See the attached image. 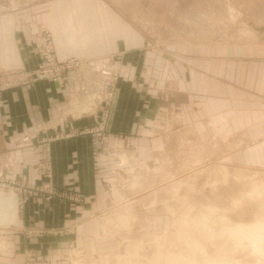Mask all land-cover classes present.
I'll return each instance as SVG.
<instances>
[{"label": "crops", "instance_id": "crops-1", "mask_svg": "<svg viewBox=\"0 0 264 264\" xmlns=\"http://www.w3.org/2000/svg\"><path fill=\"white\" fill-rule=\"evenodd\" d=\"M16 1L0 0V75L37 68L42 61L43 34L52 41L57 59H77L80 65L66 73L62 85L44 80L0 91V170L8 179L24 184L50 183L62 194L48 202L27 198L20 205L16 195L0 191V264H62L66 254L77 251L79 257L73 264L80 258L87 264H101L83 254H100L96 240L116 234L112 226L105 231V219L112 216L118 222L115 209L127 204L133 208L132 216L137 200L131 197L152 191L155 182L148 156L142 159L138 173L133 167L125 169L130 180L120 188L114 185L110 198L108 189L116 176L109 174V168L132 166L143 149L159 142L160 137L168 142V128L176 125V119L185 127L204 121L207 79L216 83L215 120L220 123L215 126L233 137L239 134V127H246L236 139H220L238 144L264 141V106L234 107L241 102V95L246 96L247 105L258 102L257 93H261L264 104V42L219 49L215 45L211 57L218 64L215 76H208L207 56L198 45V53L188 51L174 59L173 63L180 61L181 66L169 64L166 70L174 76L167 72L165 86H159V81L164 83L159 75L148 77L150 52L136 39L128 40L127 22L121 12L96 0ZM224 63H245L249 67L246 84L241 83L238 72H224ZM260 67L263 70H254ZM110 68L120 72L113 89L107 88L104 80ZM190 86L195 87L194 92L188 90ZM223 87L232 93L229 100L223 99ZM110 89L113 99L107 137L97 154L87 130L98 125L99 103L105 98L104 91ZM224 103L231 106L220 107ZM186 135H178L176 140L183 143ZM155 151L152 153L157 157ZM111 158L113 163L109 164ZM133 182L140 185L135 188ZM111 199L117 206L106 212ZM124 208L119 213L127 214ZM133 217L138 223L137 215ZM119 253L112 254L113 263Z\"/></svg>", "mask_w": 264, "mask_h": 264}, {"label": "rangeland", "instance_id": "rangeland-1", "mask_svg": "<svg viewBox=\"0 0 264 264\" xmlns=\"http://www.w3.org/2000/svg\"><path fill=\"white\" fill-rule=\"evenodd\" d=\"M96 1H99L101 6L103 3V5L105 4L104 6H110L112 11L122 13V16L127 22L128 40L136 39L141 46L143 45L142 47H145L144 50H146V52H150H147L152 56L151 61L147 66L148 77H152V75L153 77H157L159 75L160 80L164 82L161 84L159 81V86H165V83L168 80L164 77H167L168 71L166 68L170 69L169 64H175L177 67L181 66L182 63L180 61L173 63L174 59L178 58L180 54H183L184 52L189 51L191 55L198 53V51H196L198 50L196 49L198 48V45L200 46L199 48H201V53H204L207 56L206 71L208 76H215L216 66L218 64L211 59V57L214 56L212 50H214L215 47L217 49H219V46L230 45H242L248 47L252 43L264 42V0ZM43 37L44 38H41V56H43V48L47 39L46 34H43ZM157 60H159L158 68L155 69L154 66ZM192 66L194 65L192 64ZM248 69L249 67L246 66L245 63H235L234 65H231L230 63L223 64L224 72H228V74L238 72L241 77V83L245 84V71ZM254 70L260 71L263 70V67L254 68ZM119 74V71H115L112 68L106 72L104 80H107L108 82L107 88L110 86V88L113 89L116 85ZM171 74L172 73L168 72V76H174ZM225 74L227 73H224V75ZM215 84L213 81L211 82L207 79V85L205 88V108L207 117L204 121L197 120V125L195 127H185L179 125V122H177L176 119V125L168 128L170 133L168 142H163V137H160L159 142L151 145L149 144L145 151L143 149V152L138 156L139 160L135 161L132 166H119L116 169H114L115 167L109 168V174L111 176H116V178H112L115 180L112 181L110 189H108L109 197L112 198L113 186L117 185L120 188L123 185H126L130 180L131 175L126 174L125 169L133 167L138 173L139 169L144 164L142 159L149 156L147 162L152 167L155 175V182L152 187V191L154 192L146 190L132 196L131 198L137 200L135 213L133 212V214L137 215L138 223L132 222V227L131 230L128 229L129 231L108 224L106 229L110 228L109 226H112V228L115 229L112 232L115 231L116 234L112 233L113 235L107 236L103 240H96L94 245L95 247L100 246V254L86 255L84 253L83 255L86 259L96 258L101 264H114L112 254L120 252L119 254L126 255L127 253L129 256V253H131L132 256L134 255L132 253L133 250L132 252L130 250L133 246L130 245H134L136 242L142 240L141 242H145L144 245L146 244L144 248L147 247L141 252V254L134 255L135 257H140L139 262H137V257H131V261H136H133L132 264H141L140 260L143 261L142 264H154V256L158 249L156 250L157 247L154 243L152 247L149 246L152 243V241L150 242L149 236H154L158 233L162 235L171 234L174 230L172 228V220H174V216L179 217L181 215L180 213L200 215L206 207L212 211L215 209L212 206L215 205L216 209L220 212L225 213L227 211L225 214L232 213V216L229 215V219L235 224L255 225L261 222L264 224V141L261 139L257 142L241 143V145L238 144L237 141L231 143L232 141L220 139L222 137L236 139L246 127H239V134L233 137L222 133V131L215 126V123L216 125L220 123V120H215L216 114H218V112H215L218 108L214 102L216 95ZM194 88L195 87L190 86L188 87V90L194 92ZM222 89L224 96L223 99L229 100L228 97H231L232 93L227 90V87H223ZM105 91V98L101 102L99 101V104H102V106H100L102 109L100 121L97 126L87 130V132L93 136L94 148L97 154L101 152V147L107 137L106 125L109 106L113 99V94L109 97L107 96L108 91ZM196 93L197 91L195 90V95ZM257 95L259 97L256 96V100H259L253 105H247L246 96L241 95V102L236 103L234 107L237 108L239 106V108L244 109L255 107L256 109H261L264 106V104H262L263 100L261 98V93H257ZM191 97H194V95H191ZM176 98L179 97L177 96ZM229 106H231L230 103L220 105L222 108ZM192 107H195V104H192ZM192 117L198 119V116L195 113H192ZM211 122H213V124ZM210 124L213 126H209ZM258 129L260 128H255V130ZM181 134H187L185 136L186 139H184L186 141L183 143H181L180 140H176V137ZM254 135L251 133V137H256ZM143 145L146 146V144ZM154 151L158 153L157 157L153 155L152 152ZM232 151L234 152L232 153ZM47 159L48 158L43 161L45 162ZM113 159L114 158H111L109 160V164L113 163ZM222 165H227L230 170L228 181L224 180L225 175L222 173V170H220ZM215 167L220 168L218 173L211 172L210 169ZM40 168L43 167L41 166ZM4 175L6 176L5 173ZM45 176L50 178L48 173H45ZM188 179H190V181ZM187 180L189 181V184L187 183ZM11 181L15 182L17 185H25L28 188V190L24 192L17 190L13 193V195L18 197L20 205L24 204V201L27 200V198L45 200L48 202V200L52 201L55 198H60L62 195L57 189L50 185V183L36 186L30 183L24 184L23 182L16 180ZM182 181L185 182V185L180 187L177 193H174L173 188H175L178 182L180 183ZM234 182H236V184ZM213 186H215L216 189ZM254 186H257L258 189L260 188L258 191H260V193L262 192L261 195H256L257 199L256 196L251 199L248 198L246 199L247 201L245 200L241 205H236L234 207L233 203L237 195H249V192L254 190ZM142 190H145V187L142 186ZM126 192L127 191H125V193ZM193 204H196L197 206H194ZM199 204H201V206ZM202 205H204L205 208H203L204 206ZM116 206L117 204L111 199V204L106 212H111ZM123 208L124 206H120L115 209L118 211L117 215L121 214L119 213V210H123ZM168 208H171L175 215L170 213ZM132 209L133 208H131L130 211H132ZM184 209L189 212H185ZM198 210H200V214H198ZM150 224L152 225L150 226ZM171 236L172 235H170V237ZM167 244L164 246L167 248L169 246L170 248V243L168 242ZM221 245L222 243L220 246ZM232 248L235 251H233ZM232 248L230 252H233L229 255L228 249H230V245L224 247L221 246V252H223L220 253V256L224 259L229 258L227 256H230L231 259L229 260H231L232 264H264L263 255L259 258L260 254L254 252L249 244H246L244 247L240 246L237 249L235 247ZM212 249L214 251V248ZM223 254L225 256H223ZM78 257V251L74 253L71 252L70 255L66 254L62 261L64 263L62 264H73ZM151 260H153V262H151ZM49 261H51L50 257ZM79 261L84 260L80 258L75 263ZM47 263L50 264L48 261ZM93 263L95 262L93 261L91 264Z\"/></svg>", "mask_w": 264, "mask_h": 264}, {"label": "bare ground", "instance_id": "bare-ground-1", "mask_svg": "<svg viewBox=\"0 0 264 264\" xmlns=\"http://www.w3.org/2000/svg\"><path fill=\"white\" fill-rule=\"evenodd\" d=\"M52 45H53V43H52ZM57 60H59V59H57ZM73 60H77V59H73ZM59 61H64V60H59ZM79 65H80V61L78 62V67H79ZM108 94H110L109 97H111L113 94V90L111 89L110 93L108 91L107 96H108ZM201 154H202V152H201ZM163 165H164V163H163ZM219 169L220 168L215 167V168H212L210 170L212 173H218L220 170H222V173L225 175L224 180L228 181L230 170L227 167V165L226 166L222 165V168L220 170ZM221 179H222V177H221ZM188 180L190 181V179H188ZM188 180H187V183L189 182ZM222 182H224V181H222ZM224 183H226V182H224ZM234 183L236 184V182H234ZM139 185H140V183H136V184L134 183V185H132V186L133 187L135 186V188H136ZM183 185H185L184 181H182L180 183L178 182V184L175 186V188H173L174 193L175 192L177 193V191H179V188L182 187ZM219 186H220V184H219ZM224 186H226V185H224ZM213 187L215 188V186H213ZM253 189H252L253 191L249 192V195H247V194L237 195V197L234 199V203H233L234 205L233 206L235 207L236 205L237 206L241 205L243 202H245L246 199H248V198L251 199L252 197H255L256 195H259V196L261 195L262 192L260 193V191H258V190H260V188L258 189L257 186H254ZM120 198H122V197L120 196ZM256 199H257V196H256ZM117 200H118V198H117ZM199 205L201 206V204H199ZM191 206H192V204H191ZM194 206H197V205L195 204ZM202 206H204V205H202ZM215 206H212V207H214L216 209ZM131 208H132V206L130 204L125 205L124 210L127 212V214L126 213L118 214V217L116 216L118 218V222H116L115 218L112 216L107 217V220L105 219V222H104L105 231L108 230V229H106V227H108L107 226L108 224L112 225V226L113 225L118 226L119 228H122V230H128V229L131 230L132 222H134V220H135V218L133 217L134 214L131 216V211H130ZM172 208H174V207H172ZM197 208H199V207H197ZM203 208H205V206ZM215 209H213L211 211V209L206 207V209H204L203 212H201V214L199 212L200 210H198L199 213L198 212L197 213L200 215H197L196 213H195L196 215H191L192 214L191 212H190L191 214H186L185 212H189V211H185V209H184L185 214L180 213L181 215L179 217L174 216V220H172L173 221L172 228L174 230H173V232L172 231L171 232L173 234L171 233L169 235L168 234L162 235V234L158 233V234H155L154 236L153 235L149 236L150 242L152 241L151 245H149V246L152 247V245L154 243V245H156V247H157V248L155 247L156 250L158 249L157 253L154 256L155 257V261H154L155 263L154 264H232L231 260H229V259H231L230 256H227L229 258H226V259H224L220 256L221 255L220 253L223 252V251L221 252V246L224 247L227 245L228 246L230 245V249H228L229 255H230V253L232 254V252L235 251V250H233L232 247H235L237 249L240 246L244 247V246H246V244L247 245L249 244L252 247V250H254V252H256L257 254H260L259 258L262 255H263L262 257H264V224L262 222L255 224V225L238 224V223L235 224L231 219H229V215H231L232 213L225 214L227 211L225 213H223V212H220L219 210H217V209L215 210ZM168 211L170 213H173L171 208H168ZM233 213H234V211H233ZM173 215H175V214L173 213ZM231 216H230V218H231ZM170 235H172V236L170 237ZM143 238H145V237H143ZM141 241H139V242L135 241L136 244L130 245V246H133V247H131L132 249L130 251L132 252V250H133L132 253L134 255L141 254V252L146 249L147 246L144 248V246L146 245V244L144 245L145 242L143 243ZM168 242L170 243V248H169V246H168V248L165 247ZM221 243H222V245L220 246ZM167 245H169V244H167ZM219 246H220V248H219ZM211 247L214 248V251ZM231 248L233 250L232 252H230ZM126 255H127V253H126ZM126 255L117 254L115 256V259H114L115 260L114 264H132V262L134 260L131 261V257H133L134 255L131 256V253H129V256L128 255L126 256ZM223 256H225V255L223 254ZM136 257L138 258V256H136ZM139 258L137 259V262H139ZM140 261L142 264L143 261L142 260H140ZM134 262H136V261H134ZM151 262H153V260H151ZM76 264H87V263L84 261H79ZM93 264H97V263L95 262ZM137 264H139V263H137Z\"/></svg>", "mask_w": 264, "mask_h": 264}, {"label": "built area", "instance_id": "built-area-1", "mask_svg": "<svg viewBox=\"0 0 264 264\" xmlns=\"http://www.w3.org/2000/svg\"><path fill=\"white\" fill-rule=\"evenodd\" d=\"M78 60L59 61L54 55V47L50 38L47 37L43 48V56L41 63L37 68L31 71L16 70L14 72H6L0 75V91L3 88H13L17 86H29L38 81L50 80L60 85L64 83V76L67 72L78 67ZM109 96V95H108ZM46 159V158H45ZM24 192L28 190L25 185H17L9 180L0 170V191L11 194L16 191Z\"/></svg>", "mask_w": 264, "mask_h": 264}]
</instances>
